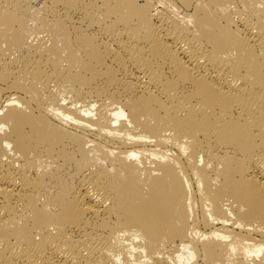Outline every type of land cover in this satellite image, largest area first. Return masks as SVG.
<instances>
[{"label": "bare ground", "instance_id": "6f19581e", "mask_svg": "<svg viewBox=\"0 0 264 264\" xmlns=\"http://www.w3.org/2000/svg\"><path fill=\"white\" fill-rule=\"evenodd\" d=\"M33 1L0 0V264H264V0Z\"/></svg>", "mask_w": 264, "mask_h": 264}, {"label": "rangeland", "instance_id": "374dc122", "mask_svg": "<svg viewBox=\"0 0 264 264\" xmlns=\"http://www.w3.org/2000/svg\"><path fill=\"white\" fill-rule=\"evenodd\" d=\"M43 1H45V0H35V1H33L32 3V5L37 9V10H42L43 9V7H44V5L43 4H45V2H43ZM165 5H169V6H172V7H174V4L170 1V0H167L165 3H164ZM164 5H162V4H160V7L162 8ZM175 8V7H174ZM175 10H176V8H175Z\"/></svg>", "mask_w": 264, "mask_h": 264}]
</instances>
